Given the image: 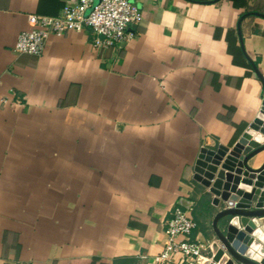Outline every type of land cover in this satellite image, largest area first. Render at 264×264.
Returning a JSON list of instances; mask_svg holds the SVG:
<instances>
[{
    "label": "crops",
    "instance_id": "crops-1",
    "mask_svg": "<svg viewBox=\"0 0 264 264\" xmlns=\"http://www.w3.org/2000/svg\"><path fill=\"white\" fill-rule=\"evenodd\" d=\"M68 1L0 0V264H154L182 198L190 239L212 242L223 206L197 160L264 142L245 141L263 138L264 0H133L128 42L85 29L15 52L29 14Z\"/></svg>",
    "mask_w": 264,
    "mask_h": 264
},
{
    "label": "water",
    "instance_id": "water-1",
    "mask_svg": "<svg viewBox=\"0 0 264 264\" xmlns=\"http://www.w3.org/2000/svg\"><path fill=\"white\" fill-rule=\"evenodd\" d=\"M253 14L264 17L261 13ZM240 37L242 40L241 32ZM252 65L264 86L263 73L254 62ZM259 118V133L264 136V110ZM263 151L264 142L250 151H245L242 144L232 149L218 146L200 150L196 166L198 178H202L214 195L213 204L223 206L212 222L215 240L203 242L206 248L202 253L209 259L207 264H264V162L258 168L249 164ZM191 203L185 198L179 202L186 209L192 208ZM233 223L237 224L236 229ZM242 232L246 241L239 245Z\"/></svg>",
    "mask_w": 264,
    "mask_h": 264
},
{
    "label": "built area",
    "instance_id": "built-area-1",
    "mask_svg": "<svg viewBox=\"0 0 264 264\" xmlns=\"http://www.w3.org/2000/svg\"><path fill=\"white\" fill-rule=\"evenodd\" d=\"M143 19L142 11L133 0H70L58 16L29 14L31 28L18 35L14 50L20 54L41 55L51 35L60 37L85 29L93 31L95 48H110L130 41L134 37L130 27ZM196 226L186 209L175 207L168 221L165 245L154 256V264L200 262L205 257L204 245L190 239Z\"/></svg>",
    "mask_w": 264,
    "mask_h": 264
},
{
    "label": "bare ground",
    "instance_id": "bare-ground-1",
    "mask_svg": "<svg viewBox=\"0 0 264 264\" xmlns=\"http://www.w3.org/2000/svg\"><path fill=\"white\" fill-rule=\"evenodd\" d=\"M254 135V130H250V132L247 134V136L245 137V141H250L252 145L254 144H257V143H260L264 140V136L263 138L262 137H258L255 139V136ZM237 228V224L236 223H233V229H236ZM249 228H252V225H249ZM243 237H244V234L243 232L239 235V238L238 239V244L240 245V243L243 242Z\"/></svg>",
    "mask_w": 264,
    "mask_h": 264
},
{
    "label": "rangeland",
    "instance_id": "rangeland-1",
    "mask_svg": "<svg viewBox=\"0 0 264 264\" xmlns=\"http://www.w3.org/2000/svg\"><path fill=\"white\" fill-rule=\"evenodd\" d=\"M238 239H240V238L238 237ZM244 241H246V237H245V235H244V237H243V242H244Z\"/></svg>",
    "mask_w": 264,
    "mask_h": 264
}]
</instances>
